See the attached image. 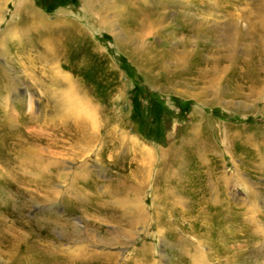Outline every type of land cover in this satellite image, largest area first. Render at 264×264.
Masks as SVG:
<instances>
[{"label": "rangeland", "instance_id": "rangeland-1", "mask_svg": "<svg viewBox=\"0 0 264 264\" xmlns=\"http://www.w3.org/2000/svg\"><path fill=\"white\" fill-rule=\"evenodd\" d=\"M263 169L264 0H0V264H264Z\"/></svg>", "mask_w": 264, "mask_h": 264}, {"label": "bare ground", "instance_id": "bare-ground-1", "mask_svg": "<svg viewBox=\"0 0 264 264\" xmlns=\"http://www.w3.org/2000/svg\"><path fill=\"white\" fill-rule=\"evenodd\" d=\"M89 1L90 0H88V3H89ZM91 3V2H90ZM27 12L29 13H31L32 12V8H27ZM33 13V15L34 14H37L36 13V11L34 10V12H32ZM38 15V14H37ZM39 16V15H38ZM33 17V16H32ZM41 19V18H40ZM40 23H42L43 25H45L46 27H47V25H46V21L43 19V21L41 22V20H40ZM41 26V25H40ZM42 27H44V26H42ZM45 41H47V40H45ZM48 44V43H47ZM185 58V57H184ZM69 96V95H68ZM72 96H71V94H70V98H68V100H72V98H71ZM68 102V101H67ZM71 106V105H70ZM73 109H75L74 110V112H76V113H79V112H84V106L82 105V104H73ZM70 108H72V106L70 107ZM214 153H216L215 151H214ZM220 153V152H219ZM218 154V153H217ZM220 155H221V153H220ZM259 165H261V164H259ZM264 170V169H263ZM235 171H236V169H235ZM237 173V172H236ZM254 252V251H253ZM199 253H200V255H202L201 257H200V260H203L204 259V253L205 252H200L199 251ZM203 253V254H202ZM246 255H248V250H243V251H234V252H232L231 253V255H230V257L228 258L229 259V261L226 263V264H247V262H249V261H247L246 262V258H245V256ZM204 261V260H203Z\"/></svg>", "mask_w": 264, "mask_h": 264}]
</instances>
